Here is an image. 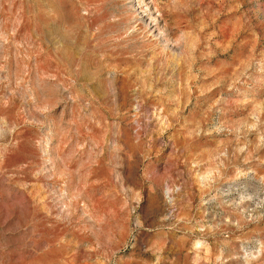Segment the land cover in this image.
<instances>
[{
    "label": "rangeland",
    "instance_id": "obj_1",
    "mask_svg": "<svg viewBox=\"0 0 264 264\" xmlns=\"http://www.w3.org/2000/svg\"><path fill=\"white\" fill-rule=\"evenodd\" d=\"M0 264H264V0H0Z\"/></svg>",
    "mask_w": 264,
    "mask_h": 264
}]
</instances>
